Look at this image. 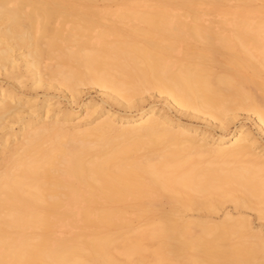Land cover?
<instances>
[{
  "label": "bare ground",
  "instance_id": "bare-ground-1",
  "mask_svg": "<svg viewBox=\"0 0 264 264\" xmlns=\"http://www.w3.org/2000/svg\"><path fill=\"white\" fill-rule=\"evenodd\" d=\"M256 2L0 0V264H264L247 218L211 219L232 204L264 222V146L234 123L264 137ZM85 88L102 107L74 126L23 96Z\"/></svg>",
  "mask_w": 264,
  "mask_h": 264
},
{
  "label": "rangeland",
  "instance_id": "rangeland-1",
  "mask_svg": "<svg viewBox=\"0 0 264 264\" xmlns=\"http://www.w3.org/2000/svg\"><path fill=\"white\" fill-rule=\"evenodd\" d=\"M250 7H252V8L262 7L264 10V5H262V3H260V2L252 3L250 5ZM2 80H3V76H0V82H2L5 85L6 84L11 85L12 84L11 81L4 82V80L3 81ZM45 92L46 91H44L43 89H37V90H33L31 92H28L23 96H24V98H29L31 100V102L40 101V100H42V98L44 96L49 97L51 99L49 101V104H51L52 109H64L71 114L70 118L68 119V123L70 125H73V126L77 122H79L81 119H83V117L85 115V113H83V114L78 113L79 107L81 106L82 102L90 100L92 103H98L99 104L97 106L98 109L102 107L100 105V98L102 96L98 92H96L95 88L83 89L79 93V95H77L76 97L73 98V100H71L70 98L69 99L66 98L64 96V93H62L61 91H58V90H50V91H48V93H45ZM146 97H147L146 103H148V105L151 104V105L155 106L156 108H159L161 110L168 112V114L172 118H176L182 122H187V123H190V124H193L196 126H200V127L203 126V122L201 120L189 118L185 115L180 114L179 112H177L176 110H174L172 108H168L169 106L166 103L167 101H166L165 97L158 96L156 94H153V96H151V97H149V96H146ZM104 107H106V106H104ZM94 108L95 107H90V110H93ZM114 109L117 110L116 107H114ZM128 112L130 115L135 114V111L133 109L131 111H128ZM250 118L254 119L255 117L251 116ZM90 120L91 119H86L85 121L90 123ZM234 123H235V127H237L239 125H243L246 129H248L249 131H251L255 135H257V137H259V140L261 141L262 145L264 146V137L262 136V134L260 132H258V130L256 129V127L253 124L251 119H246L245 115L243 113H241L240 116L234 121ZM12 128L15 130L18 129L16 125H13ZM216 131H218V130H216ZM229 143H227V144H229ZM227 144H225V145H227ZM168 210H169V206L167 204H165L163 201H161L160 206L155 208L154 213H156V215L157 214L159 215L161 212H166ZM226 212L231 214L233 217H245V218H247V220L250 223V227H251L252 231L253 232H259L264 237V222L258 220V216L256 215V212H254V211L238 210V209L236 210L233 208L232 204H225V205H222L220 207V209L215 214L216 216L215 215L211 216V219H213L215 221H220ZM186 216L187 217L189 216V218H192V219L196 218L195 213H187ZM143 243L147 244V245L157 246L159 243V240H154L152 242L144 241ZM146 255L147 254H145V260H146V262L147 261L149 262L150 257H148V256L146 257ZM121 259H124V258L121 257Z\"/></svg>",
  "mask_w": 264,
  "mask_h": 264
}]
</instances>
